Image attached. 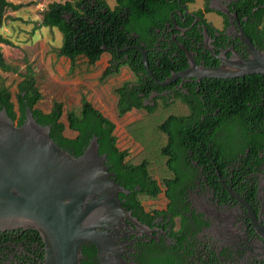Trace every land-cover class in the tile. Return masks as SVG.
I'll return each mask as SVG.
<instances>
[{"label": "flooded vegetation", "instance_id": "af4514ba", "mask_svg": "<svg viewBox=\"0 0 264 264\" xmlns=\"http://www.w3.org/2000/svg\"><path fill=\"white\" fill-rule=\"evenodd\" d=\"M191 3L179 2L150 48L158 74L150 68L152 75L144 74L141 83L136 77L131 85L141 84L139 95L144 104L157 109L161 103L166 118L192 116V106L199 104L198 124L209 128V137L204 142L198 136L188 141L182 131L174 139L162 132L165 179L171 184L163 186L157 204H145L143 197L149 195L141 185L135 187L139 191L135 194L113 171L116 181L129 190L119 193L127 216L110 223L113 227L107 229L110 235L104 247L91 242L83 245L81 264H264L260 233L264 227V74L235 78L181 75L192 61L185 49L203 67L250 58L242 31L264 52V18L258 16L259 6L238 8V0H208L196 10L190 9ZM210 14L216 17L210 19ZM135 46L144 49L146 43L116 49L123 52L122 62L130 59L127 51L138 49ZM165 55L172 62L163 67ZM233 84L239 96L226 95L234 90H228ZM179 123H174L177 129ZM165 148L167 155L162 152ZM169 160L174 169L168 167ZM46 260V243L37 230L0 227V264H46Z\"/></svg>", "mask_w": 264, "mask_h": 264}, {"label": "trees", "instance_id": "16d2710c", "mask_svg": "<svg viewBox=\"0 0 264 264\" xmlns=\"http://www.w3.org/2000/svg\"><path fill=\"white\" fill-rule=\"evenodd\" d=\"M194 1L116 0V5L112 8L106 0H55L49 2L43 10L42 21L38 28L52 26L60 29L62 32V44L57 48V53L70 60L71 68L76 66L80 56H83L89 64L94 65L105 52H109L113 54V59L110 60V65L104 71L103 77L117 73L122 66L127 65L136 75L137 81L141 83L143 75L147 73L143 53L139 49L132 48L127 51L130 59L122 62L123 52L116 49H122L129 45H141L142 42H145L146 46H144V49L148 53L150 68L158 74L153 59L155 53L150 48L154 46V43L160 37L166 22L171 21V13L173 9L179 7V2L188 3ZM236 5L238 8L248 7V9L259 6L260 14L257 15L260 20H262L261 17L264 18V0H238ZM21 6V3L15 4L10 0H0V28L7 19V9H19ZM208 10H211V8H208ZM176 18L179 19V17ZM157 30H160V32H157ZM0 39L6 40L1 34ZM181 40L184 42L183 38ZM104 46L107 48H104ZM175 47L176 45L173 43V48ZM178 51L185 55L183 51ZM114 60H117V62L115 63ZM182 61H186L185 58ZM171 62L170 56L165 55L161 64L162 66L163 64L168 66ZM0 67L5 70L12 69L5 62L2 52H0ZM167 70L165 72L169 74ZM228 83H230V80ZM140 85H131V83L126 82L116 89L119 96L117 109L120 115L126 114L134 107L144 108L149 111L155 110L156 106L144 104L143 96L139 95L141 91L143 92ZM234 85L228 89L234 90L226 92V95H240L236 90L238 87ZM41 99L42 93L32 73L28 72L19 83V92L17 94L18 109L15 108V102L12 100V93L9 88L5 85H0V110L6 108L17 124L22 125L26 117V109L30 107L39 123L51 126V137L55 139L58 145L72 154L81 155L90 143L91 138L97 136L100 153L107 155L110 170L115 172L122 185L133 190L135 194L139 192L134 191L135 187L141 185L143 192L150 197H157L166 183L171 184V181L165 179L164 176L162 186L151 175L148 158H144L138 163L127 159L129 151L120 149L117 144L115 122L105 116L101 110L95 108L88 100H82V110L79 114L74 111L68 112V127L77 133L74 137H68L65 135L66 124L61 120L63 104L55 102L49 112H44L37 107ZM245 106L249 108L250 105L245 103ZM198 107L199 104L192 106V116L171 115L165 118L158 126V129L167 133L171 139L180 136L179 134L182 131V137L188 141L198 136L204 142V139L209 137V128L203 124H198L201 119L197 111ZM175 122H180L178 129L174 124ZM194 122H197L195 126H193ZM132 125L133 123L129 127L131 129L130 132L137 139L142 140L141 136L139 137L136 134L137 128ZM194 142L197 143V141ZM199 142L198 144H200ZM162 152L167 155L169 153L168 148H165ZM168 167L170 169L175 168L172 160L168 161Z\"/></svg>", "mask_w": 264, "mask_h": 264}, {"label": "water", "instance_id": "95a60500", "mask_svg": "<svg viewBox=\"0 0 264 264\" xmlns=\"http://www.w3.org/2000/svg\"><path fill=\"white\" fill-rule=\"evenodd\" d=\"M218 10L227 13V9ZM242 35L250 58L203 67L185 49L192 61L181 75L235 78L264 74V52L243 31ZM135 47L143 53L145 68L152 75L147 52L142 46ZM107 162L97 136L76 156L58 145L51 137V126L39 123L30 107L22 125L15 123L6 108L1 109L0 227L37 230L46 243V264H81L83 245L91 242L104 247L110 235L107 229L113 227L110 223L127 216L119 193L129 190L116 181ZM260 233L264 237V227Z\"/></svg>", "mask_w": 264, "mask_h": 264}, {"label": "rangeland", "instance_id": "374dc122", "mask_svg": "<svg viewBox=\"0 0 264 264\" xmlns=\"http://www.w3.org/2000/svg\"><path fill=\"white\" fill-rule=\"evenodd\" d=\"M10 1L21 3L22 6L19 9L8 8L7 19L0 28L1 36L6 39L4 41L0 39V52L5 62L12 68L5 70L0 67V85L7 86L11 91L15 108L18 109L19 83L28 72L32 73L42 93V99L37 107L49 112L55 102H61L63 104L61 120L66 124L65 135L74 137L77 133L68 127L67 114L70 111L79 114L82 110V100H88L115 122L117 144L120 149L129 151L127 159L138 163L148 158L151 175L163 186L162 179L167 176L165 158L161 155L165 136L158 126L166 116L161 103L153 112L133 109L120 115L117 109L119 96L116 89L126 82L136 81L133 71L124 65L119 72L103 77L104 71L110 65L109 52H105L94 65L80 56L76 66L71 68L70 60L57 53V48L62 44L60 29L52 26L38 28L43 10L49 2L55 0ZM207 1L195 0L193 4L191 3L190 9H202ZM106 2L112 8L116 5V0ZM207 17L213 19L216 16L210 14ZM165 111L167 113L168 109ZM132 123L138 130L136 134L141 136L142 140L130 132L129 127ZM161 198L162 193L159 197L144 196L143 202L157 204Z\"/></svg>", "mask_w": 264, "mask_h": 264}, {"label": "crops", "instance_id": "0c3cea01", "mask_svg": "<svg viewBox=\"0 0 264 264\" xmlns=\"http://www.w3.org/2000/svg\"><path fill=\"white\" fill-rule=\"evenodd\" d=\"M12 2H14L15 4H17L15 1H12Z\"/></svg>", "mask_w": 264, "mask_h": 264}]
</instances>
